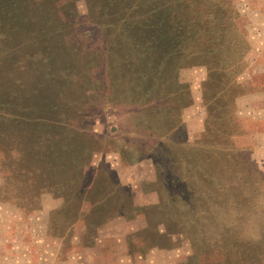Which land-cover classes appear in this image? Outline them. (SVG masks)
<instances>
[{"label":"rangeland","instance_id":"1","mask_svg":"<svg viewBox=\"0 0 264 264\" xmlns=\"http://www.w3.org/2000/svg\"><path fill=\"white\" fill-rule=\"evenodd\" d=\"M59 242L264 264V0H0V264Z\"/></svg>","mask_w":264,"mask_h":264},{"label":"trees","instance_id":"2","mask_svg":"<svg viewBox=\"0 0 264 264\" xmlns=\"http://www.w3.org/2000/svg\"><path fill=\"white\" fill-rule=\"evenodd\" d=\"M182 1H184L185 2V4H187L188 2H196L197 0H182ZM208 5H209V10L210 9H213V5H212V2L211 3H208ZM177 7L178 8H181V4H177ZM195 11H197V9L195 8L194 9V12ZM218 15H219V17H221V15H223V14H219V12H218ZM217 15V16H218ZM217 16H214V19H217ZM151 17H153V14L150 16V18ZM206 24L204 25V28H206L207 30H211L212 29V26H213V20L212 19H209V18H207L206 17ZM222 28L224 29V31H229V29L227 28L228 27V20L227 21H225L224 20V22L222 23ZM171 28V27H170ZM174 29H176V36H181V35H183V34H186V26H184L183 24H180V25H178V26H176V27H174ZM163 32V31H162ZM152 34H158V32L155 30L154 31V33H152ZM152 34H150L151 35V37H153V35ZM162 34H164V33H162ZM166 36H167V34H165ZM153 47H154V45H152L151 46V49H153ZM31 197V196H30ZM28 198V197H27ZM28 201L26 202V204L29 206V208H31V209H33V208H36L37 207V205H38V203H39V200H38V203L36 202V200L34 199V198H30V200H29V198L27 199ZM25 202V201H24ZM29 202H30V204H29ZM17 203V202H16ZM18 204V207L20 208V209H22V206H21V204H19V203H17ZM35 206V207H34ZM52 236H54V235H52ZM211 250H209V252H210ZM192 254H193V257L195 256V257H198V256H200L201 254H203V252H198V250H196L195 248L193 249V251H192ZM215 253L213 252V255H214ZM209 255V254H208ZM211 256V255H210Z\"/></svg>","mask_w":264,"mask_h":264},{"label":"crops","instance_id":"3","mask_svg":"<svg viewBox=\"0 0 264 264\" xmlns=\"http://www.w3.org/2000/svg\"><path fill=\"white\" fill-rule=\"evenodd\" d=\"M53 240H55V239H53ZM58 241H60V240H58ZM61 242H62V240H61ZM95 245H98V244H95ZM97 247L98 246H95L92 249L86 250V251H84V253L86 255H89V254H91L90 252L94 251L95 248H97ZM78 252H79V250L74 249L69 255H66L65 257H62L63 252L61 250V245H60V242H59V248L56 250V254L54 256L55 258H53L50 261L40 262V263L41 264H59V262L60 263L65 262L67 259L69 261H71V259H73V257H76V256H74V254H79ZM77 264H81V263H77Z\"/></svg>","mask_w":264,"mask_h":264}]
</instances>
